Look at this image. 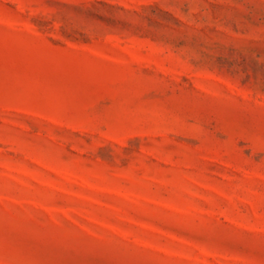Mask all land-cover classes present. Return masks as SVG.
Returning a JSON list of instances; mask_svg holds the SVG:
<instances>
[{"label": "rangeland", "instance_id": "rangeland-1", "mask_svg": "<svg viewBox=\"0 0 264 264\" xmlns=\"http://www.w3.org/2000/svg\"><path fill=\"white\" fill-rule=\"evenodd\" d=\"M0 264H264V0H0Z\"/></svg>", "mask_w": 264, "mask_h": 264}]
</instances>
